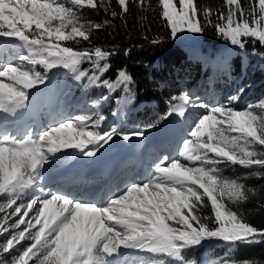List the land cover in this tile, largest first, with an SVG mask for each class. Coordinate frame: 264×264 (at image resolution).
I'll list each match as a JSON object with an SVG mask.
<instances>
[{
  "label": "snow or ice",
  "instance_id": "1",
  "mask_svg": "<svg viewBox=\"0 0 264 264\" xmlns=\"http://www.w3.org/2000/svg\"><path fill=\"white\" fill-rule=\"evenodd\" d=\"M133 2L142 8L148 5V0ZM223 2L225 10H213L198 7L197 0H157L172 38L185 32L201 33L208 25L232 46L244 49L251 40L264 47V0ZM116 3L119 15L128 12L129 0ZM109 4L110 0H70L72 6L63 0H0V37L20 42L14 58L0 61V113L16 116L26 109L30 90L46 85L53 69H68L77 81L88 77L84 87L100 81L97 73L110 71L114 53L100 46L76 49L61 42L89 41L93 29L108 23L82 21L74 6L109 11ZM110 14L118 15L114 10ZM253 55L264 58V53L255 50ZM85 61L95 69L91 76L81 70ZM133 83L126 69L117 71L115 82L103 80L109 90L124 85L127 103L135 99L127 87ZM243 91L241 87L237 95L230 96L229 105ZM189 100L186 93L171 97L163 114L130 131L102 129V115L91 125V116L76 115L35 137L27 132L18 138L6 127L0 128V213H5L0 215V264H128L124 250L151 254L133 264H197L184 253L206 240L233 245L264 242V228L253 226L225 203H243L256 190L223 176L218 167L259 166L252 174L264 179V100L245 109L203 105L205 112L193 120L190 138L179 153L190 163L163 157L149 178L127 183L103 202L57 191L18 203L27 189L42 180V170L58 153L74 149L84 157L97 158L115 138L125 142L143 138L173 115L184 117ZM95 105L99 107L100 100ZM209 206L211 217L203 214ZM211 219L214 226L209 224ZM220 264L257 261L227 258Z\"/></svg>",
  "mask_w": 264,
  "mask_h": 264
},
{
  "label": "trees",
  "instance_id": "2",
  "mask_svg": "<svg viewBox=\"0 0 264 264\" xmlns=\"http://www.w3.org/2000/svg\"><path fill=\"white\" fill-rule=\"evenodd\" d=\"M65 3L72 6L69 0ZM197 3L198 7L210 6L213 10H225L223 0H197ZM242 3H246V0H242ZM128 9L127 13L119 15L120 7L116 0H110L109 11L99 6L96 9L74 6L82 21L108 23L101 29H93L89 41L78 38L79 44L75 41L61 42L63 46L76 49L100 46L114 53L109 60L111 69L104 78L83 88L87 102L102 115L110 119L118 115L120 107L111 99L122 94L124 97L128 93L124 85L110 92L98 86L105 79L115 82L120 69H126L134 78V83L127 86L135 94V112H129L127 116V125L132 127H141L163 114L170 98L187 90L184 85L186 82L202 94L223 92L228 87V93L231 89L238 93V89L243 87L246 94L235 103L238 108L244 107L247 102L258 103L264 100V70L250 68L253 51L264 53V47L259 42L254 44L249 40L245 48L240 49L222 39L215 28L206 25L203 32L191 33V36L177 43L160 15L157 0H148V5L143 8L129 0ZM112 10L118 13L116 17L111 16ZM153 40L160 42L153 44ZM223 49L227 50V54L223 53ZM81 70L87 71L89 76L95 72L88 61L81 65ZM48 75L50 80L55 79L52 72ZM60 77L58 81L65 84L64 87L75 81L74 74L67 69ZM85 79L88 83V77ZM105 96L109 97L107 101L103 99ZM97 100H100L99 107L95 105ZM108 107L114 116L108 115ZM218 167L223 176L239 179L247 188L256 190V194L250 193L249 199L243 203L232 205L227 200L225 203L253 226L264 228V179H258L252 174L254 170H260L259 166L245 168L221 164ZM203 214L209 217L213 215L210 206L203 210ZM209 224L214 226V219L209 220ZM184 255L187 260H195L197 263L209 260L220 264L222 260L233 258L252 259L257 264H264V242L233 245L220 240H206L202 245L186 250Z\"/></svg>",
  "mask_w": 264,
  "mask_h": 264
},
{
  "label": "bare ground",
  "instance_id": "3",
  "mask_svg": "<svg viewBox=\"0 0 264 264\" xmlns=\"http://www.w3.org/2000/svg\"><path fill=\"white\" fill-rule=\"evenodd\" d=\"M9 44V42H7ZM12 44L10 43V46ZM12 47V46H11ZM7 46L1 47L0 52ZM1 54V53H0ZM3 55V53H2ZM52 89V88H51ZM33 95L30 96L28 107L20 110L16 116L9 114H0V128H7L18 138L25 135L26 130L35 137L46 125L52 124L58 115L63 114V109L49 107L43 102L51 96V90L45 87H38L30 91ZM68 102L71 103L73 97H67ZM48 119L49 123L45 119ZM115 121L113 125H116ZM172 122H168L161 127L158 135H152V132L145 133L143 138H135L132 141L125 142L121 138H115L110 146H106L98 154L102 158V162L112 169L111 178L108 179L104 176H94L92 168H90L86 161H92L94 158H87L78 153L77 150H67L61 152L56 158L52 160L44 169V180L38 181L36 184L48 185L50 188L44 189L42 187L37 191L30 192L25 199L28 201L35 196H47L49 192H64L70 196H75L80 199H95L96 201L103 202L107 196L119 192L129 182H140L150 177L149 164H153L152 155L161 154L164 148L159 147L157 152L154 146L166 144L168 140L172 139V133L168 134L170 138L167 140V135L164 130ZM167 125V126H166ZM123 129V128H122ZM130 131V130H127ZM163 131V132H162ZM163 139V140H162ZM175 154V152H174ZM110 158L117 160V163L110 162ZM120 165H122L120 167ZM79 168L80 172H84L87 178L82 181H72L70 183L64 178V175L72 173L71 169ZM121 168V169H120ZM99 199V200H98ZM98 202V203H100ZM126 256L125 261L128 264H133L143 257H148L151 254L140 250H124Z\"/></svg>",
  "mask_w": 264,
  "mask_h": 264
},
{
  "label": "rangeland",
  "instance_id": "4",
  "mask_svg": "<svg viewBox=\"0 0 264 264\" xmlns=\"http://www.w3.org/2000/svg\"><path fill=\"white\" fill-rule=\"evenodd\" d=\"M67 0H63V2L65 3ZM70 1V0H69ZM67 5V3H65ZM187 36H191V33L189 32H185V33H180L177 35L175 39V42L179 43L181 42L184 38H187ZM9 42V44L7 43ZM10 43L12 44L10 46ZM20 42L18 40H13V39H9V38H4V37H0V50L1 47L3 48V46H7L10 48H4L0 53V61H5L9 58H14L18 49L15 47L16 45H19ZM227 50L223 49V53H226ZM3 53V55H2ZM251 69L254 67H257L259 69L264 70V58H262L260 55H254L252 60H251ZM37 70H41L40 67H37ZM66 69L63 68H57V69H53L51 72L55 75V79L54 80H49L46 83V85H38V87H45V88H49L51 90V96L49 98H47L46 100H44L43 102H45V104L49 105V107H55L58 105V108H62L63 109V114L58 115V117H56L54 119V122L51 124H48V126L46 125V128L50 127V126H55V124L57 122L60 121H64L67 120L71 117H74L76 115H89L92 117V120L89 122V124H94L95 119L99 116L102 115L99 110H95V108L89 104L87 102V98L85 96V92L83 90V88H87L84 87L83 85L87 84L86 83V79L83 78L81 81H77L75 80L73 83H71L68 87H64L65 84H62V82L58 81L60 77V74L62 72H64ZM68 70V69H67ZM106 73L104 74H99L100 75V79H103ZM79 82V83H78ZM187 88V90H185L184 93L188 94L190 100L188 103V107L186 110V115L184 117H179L176 115H173L172 117H170L168 120L163 121L161 123V125L157 128V129H151L148 130L146 133L148 132H152V135H158L161 132H158V130L163 127L164 124L168 123V122H172V124H170L167 128H169V130H164L166 133V137L167 140L170 138V136H168V134L172 133V139L168 140V142L166 144L163 145H159V142L157 141V146H154V150L155 152H157L159 147L164 148L161 154H158V156L156 155H152V163L153 164H149V171L150 173H152L154 171L155 165L156 163L159 161V159L163 158V157H169V158H180L182 163H190L185 161L182 157H179V153L182 151V145L183 143L189 139L190 137L188 136V130L191 126V124L193 123V120L197 117H199L201 114H203L205 112V108L202 107L203 105H207L209 108L218 104H224V105H229V100L228 98L230 96L233 95H237L238 93L236 91H234L233 89H231L228 93L227 89H230V87L226 88L225 90H223V92H216L213 91L211 93H198L196 90L197 89H193L191 88V84L189 82H186L184 84ZM235 85V84H234ZM99 87L105 88L108 92H110L111 90H109L106 86H103V82H101L99 85ZM52 88V89H51ZM227 90V91H226ZM31 91V90H30ZM227 93V95H225ZM246 94L245 90L242 93H239V100L232 102L231 105L232 107H235L237 109H245L248 106L251 105H256L258 103H250L247 102L245 104L244 107H236L235 103H237L238 101H240V99L242 98V96H244ZM30 96H32L33 94L30 92L29 93ZM128 96V93L124 95H119L118 97L112 98L111 100L114 102V104H116V106L120 107V113L116 116L113 115V112H111V108L108 107V115L109 116H114L113 119H110L104 115L105 120L101 122V128L102 129H108L111 127H116L118 129H124L125 131L127 130H132L138 127H132L131 125H127V116L128 113L135 112V99L131 102V103H127L124 102L125 98ZM67 97H73L72 102L69 104L67 103ZM178 103H180V101H178ZM112 106V105H110ZM142 106H139V108H141ZM45 119V118H44ZM47 123H49L48 119H45ZM117 122L116 125H113L114 122ZM167 126V125H166ZM45 128V129H46ZM44 129V130H45ZM29 132V128L26 130L25 133ZM163 132V131H162ZM163 140V139H162ZM175 152V154H174ZM59 154V153H58ZM57 154V155H58ZM113 160V159H112ZM47 165H45L46 167ZM198 166V165H197ZM45 169V168H44ZM44 169L43 171V180H44ZM41 181V180H39ZM40 186L42 187V189H46L50 188L48 185H43V184H35L32 187H30L29 189H27L25 191V193L23 194L22 198L20 201H18V203H27L29 202L28 199H25L26 196L32 192V191H37L38 189H40ZM99 200V199H98ZM101 200V199H100ZM97 201V202H100ZM10 211V210H9ZM5 213H0V215H4ZM31 215V213H30ZM12 219H18V217H13ZM23 227V226H22ZM132 251V250H131ZM146 258V257H143ZM197 264H214V262H211L209 260H205L201 263H197ZM216 264V263H215Z\"/></svg>",
  "mask_w": 264,
  "mask_h": 264
}]
</instances>
